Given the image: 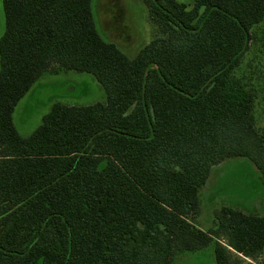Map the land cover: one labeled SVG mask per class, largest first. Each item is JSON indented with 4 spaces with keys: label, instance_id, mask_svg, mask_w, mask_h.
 <instances>
[{
    "label": "trees",
    "instance_id": "obj_1",
    "mask_svg": "<svg viewBox=\"0 0 264 264\" xmlns=\"http://www.w3.org/2000/svg\"><path fill=\"white\" fill-rule=\"evenodd\" d=\"M141 1L155 38L130 59L100 34L93 0H3L0 264H172L209 246L217 264H236L232 250L262 255L264 214L225 206L209 230L191 219L225 160L264 177V89L238 75L264 0ZM57 71L93 75L106 102L54 104L23 137L17 106Z\"/></svg>",
    "mask_w": 264,
    "mask_h": 264
},
{
    "label": "rangeland",
    "instance_id": "obj_2",
    "mask_svg": "<svg viewBox=\"0 0 264 264\" xmlns=\"http://www.w3.org/2000/svg\"><path fill=\"white\" fill-rule=\"evenodd\" d=\"M193 8V0H178ZM93 13L102 37L116 44L130 59L154 38L156 27L149 21L141 0H93ZM5 29L3 0H0V39ZM256 42L246 55L239 77L259 82L264 89V23L254 29ZM106 93L91 74L75 71L46 72L20 101L14 123L23 137H29L41 124L54 104L89 106L103 102ZM257 128L264 127V100L259 96L255 107ZM201 214L191 219L198 228H214L216 213L231 207L249 215L264 214V177L247 158L233 157L212 169L200 192ZM224 244V240H222ZM236 264H264V251L258 259H246L232 250ZM172 264H217L214 247L174 257Z\"/></svg>",
    "mask_w": 264,
    "mask_h": 264
},
{
    "label": "crops",
    "instance_id": "obj_3",
    "mask_svg": "<svg viewBox=\"0 0 264 264\" xmlns=\"http://www.w3.org/2000/svg\"><path fill=\"white\" fill-rule=\"evenodd\" d=\"M91 76H92V78H94L95 82H96L97 84H99L98 81L96 80V78H95L93 75H91ZM99 85H100V84H99ZM106 100H107V97H106L105 101L100 102V103H104V102H106ZM96 103H99V102H96ZM96 103H94V104H96ZM69 106H73V105H69ZM200 229H201V228H200ZM202 230H203V229H202ZM246 259H251V258H246Z\"/></svg>",
    "mask_w": 264,
    "mask_h": 264
}]
</instances>
